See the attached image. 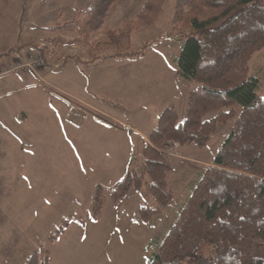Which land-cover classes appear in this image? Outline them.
Here are the masks:
<instances>
[{"label": "rangeland", "instance_id": "rangeland-1", "mask_svg": "<svg viewBox=\"0 0 264 264\" xmlns=\"http://www.w3.org/2000/svg\"><path fill=\"white\" fill-rule=\"evenodd\" d=\"M145 1L118 0L105 29L135 18ZM90 2L0 0V50L21 46L19 57L41 55L46 61L37 72L0 78V264H25L41 248L53 253L55 264H148L233 122H220L203 148L166 143L173 166L167 181L175 195L160 215L144 220L142 207L156 203L135 190L116 202L111 189L129 170L141 168L143 142L160 115L174 106L184 119L199 84L178 71L177 0H167L153 27L134 33L131 52L149 44L145 57L104 59L87 67L77 60H89L80 45L43 55L40 48L50 46L46 39L58 35L47 28L70 22ZM105 38L104 30L95 36ZM249 74L261 78L264 95V49L251 59ZM94 113L115 126L99 122ZM98 194L103 208L96 219ZM68 223L60 242L50 243ZM258 245L254 254L264 256V244Z\"/></svg>", "mask_w": 264, "mask_h": 264}, {"label": "trees", "instance_id": "trees-1", "mask_svg": "<svg viewBox=\"0 0 264 264\" xmlns=\"http://www.w3.org/2000/svg\"><path fill=\"white\" fill-rule=\"evenodd\" d=\"M118 0H91L73 20L47 28L40 52L83 46L89 60L69 58L87 67L104 59H134L147 54L149 44L131 52L135 32L153 27L167 0H146L135 18H125L118 28H106ZM106 38L96 40L97 33ZM173 32L182 40L178 71L199 86L190 93L184 119L174 106L159 117L141 149V168L119 180L111 189L116 202L132 190L153 198L140 212L144 220L158 216L174 199L168 173L173 169L165 152L168 142L206 147L220 122L232 120L228 135L213 163L202 169L191 196L167 234L156 242L148 264H264L254 252L264 244V95L261 78L251 76L250 61L264 49V0H177ZM18 46L0 56H10ZM216 113L209 116L211 113ZM108 126L114 123L94 113ZM103 208L102 194L95 201L96 219ZM70 223L53 234L55 244ZM35 250L25 264H52L50 250Z\"/></svg>", "mask_w": 264, "mask_h": 264}, {"label": "built area", "instance_id": "built-area-1", "mask_svg": "<svg viewBox=\"0 0 264 264\" xmlns=\"http://www.w3.org/2000/svg\"><path fill=\"white\" fill-rule=\"evenodd\" d=\"M46 61L41 55L32 57V55L16 57L7 66L0 67V78L10 75V74H19L23 71H33L37 72L40 67L45 66Z\"/></svg>", "mask_w": 264, "mask_h": 264}, {"label": "crops", "instance_id": "crops-1", "mask_svg": "<svg viewBox=\"0 0 264 264\" xmlns=\"http://www.w3.org/2000/svg\"><path fill=\"white\" fill-rule=\"evenodd\" d=\"M23 50H24V48H22L21 46H18L17 50L13 51L10 56H8V57L0 56V63H2L4 61H9V60L15 59L16 57L20 56L23 53ZM4 53H6V52H3V51L0 50V55L4 54ZM43 76H44V73H43V75L41 77H43ZM15 117L18 118L17 116H15ZM66 232H67V230H66ZM66 232H65V234H66ZM60 240H61V238H60ZM60 240L58 242H56V243H59ZM260 244H262V243H259V245ZM260 248H262V250H263L262 252H264V245L262 247H260ZM51 257H52V264H55V259H54V256H53L52 252H51Z\"/></svg>", "mask_w": 264, "mask_h": 264}, {"label": "water", "instance_id": "water-1", "mask_svg": "<svg viewBox=\"0 0 264 264\" xmlns=\"http://www.w3.org/2000/svg\"><path fill=\"white\" fill-rule=\"evenodd\" d=\"M128 174H130V170H129Z\"/></svg>", "mask_w": 264, "mask_h": 264}]
</instances>
